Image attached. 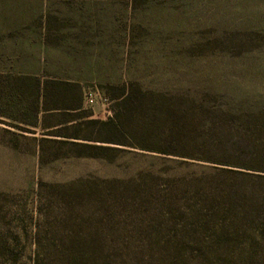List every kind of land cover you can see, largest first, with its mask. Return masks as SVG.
Instances as JSON below:
<instances>
[{"label": "trees", "instance_id": "obj_1", "mask_svg": "<svg viewBox=\"0 0 264 264\" xmlns=\"http://www.w3.org/2000/svg\"><path fill=\"white\" fill-rule=\"evenodd\" d=\"M6 69L0 67V104H26L37 122H9L2 113L0 122L22 132L44 127L43 135L53 136L69 121L53 130L42 125L47 116L84 110L79 83L44 71ZM225 99L219 104L206 95L171 103L160 97L150 103L134 85H125L111 96V120L77 118L79 126L97 131L55 137L69 147V156L112 162L114 154L133 149L201 163L196 164L201 173L164 180L140 174L132 181L41 182L31 264H127V254H138L134 246L148 253L149 262L142 255L128 264H264V106ZM138 114L144 132L165 125L167 137H141L142 131L133 129ZM50 142L43 137L39 143L42 165L48 163L44 147ZM6 200L0 195V264H23L28 217L18 219Z\"/></svg>", "mask_w": 264, "mask_h": 264}, {"label": "rangeland", "instance_id": "obj_2", "mask_svg": "<svg viewBox=\"0 0 264 264\" xmlns=\"http://www.w3.org/2000/svg\"><path fill=\"white\" fill-rule=\"evenodd\" d=\"M0 67L44 71L84 90L83 111L55 113L43 124L40 115L46 127L69 121L53 136L43 135L44 127L22 132L0 122V195L18 219L27 214L23 264H31L41 182L132 181L140 174L164 180L201 173L196 165L201 163L187 165V160L133 149L114 154L112 162L68 155L69 147L55 137L95 136L97 129L79 126L77 118L111 120V96L118 87L134 85L148 101L161 97L174 103L208 95L219 104L229 98L239 106H264V0H0ZM89 93L97 95L93 107L85 105ZM1 102L0 113L9 122H37L26 104ZM135 117L133 129L142 131L141 137H167L165 125L144 132L143 116ZM43 137L52 139L44 147L45 165L39 147ZM134 249L140 255L127 254V264L142 255L149 262L141 246Z\"/></svg>", "mask_w": 264, "mask_h": 264}, {"label": "built area", "instance_id": "obj_3", "mask_svg": "<svg viewBox=\"0 0 264 264\" xmlns=\"http://www.w3.org/2000/svg\"><path fill=\"white\" fill-rule=\"evenodd\" d=\"M97 95L93 94V93H89L86 95V99H85V105L89 106V107H93L96 103H97ZM108 114L109 117H112V113L111 112H106Z\"/></svg>", "mask_w": 264, "mask_h": 264}, {"label": "crops", "instance_id": "obj_4", "mask_svg": "<svg viewBox=\"0 0 264 264\" xmlns=\"http://www.w3.org/2000/svg\"><path fill=\"white\" fill-rule=\"evenodd\" d=\"M57 128H58V127H55V126H54L52 129L55 130V129H57Z\"/></svg>", "mask_w": 264, "mask_h": 264}]
</instances>
